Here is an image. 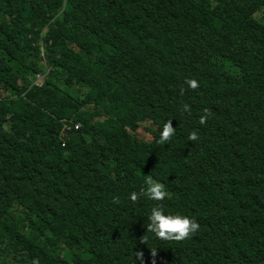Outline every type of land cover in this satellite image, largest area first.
<instances>
[{
	"label": "trees",
	"instance_id": "1",
	"mask_svg": "<svg viewBox=\"0 0 264 264\" xmlns=\"http://www.w3.org/2000/svg\"><path fill=\"white\" fill-rule=\"evenodd\" d=\"M157 204L200 230L156 238ZM34 259L264 264V0H0V264Z\"/></svg>",
	"mask_w": 264,
	"mask_h": 264
},
{
	"label": "clouds",
	"instance_id": "2",
	"mask_svg": "<svg viewBox=\"0 0 264 264\" xmlns=\"http://www.w3.org/2000/svg\"><path fill=\"white\" fill-rule=\"evenodd\" d=\"M185 84L188 88L196 90L199 87V82L194 79H186ZM184 94V89L181 88V95ZM183 112H187L191 115V107L188 104L181 106ZM211 112L205 108L203 114L199 117V123L201 125L206 124ZM176 133V128L173 127L172 121L167 120L163 124L162 131L160 132L157 143L165 145L171 141L172 137ZM188 139L190 141H196L199 139L197 131H191ZM145 187H142L139 192L133 191L129 194L130 200L133 203L138 202L141 197L153 201H163L166 198H170L169 193L165 190V185L159 180L154 179L151 175H145ZM114 203H119V197H114ZM148 223L146 225V231L152 232L156 238L174 242H183L190 239L194 234L200 230V224L191 217L181 214H165L163 207L159 204L151 208V213L148 216ZM142 242H144L142 240ZM152 254L155 255V249H152ZM142 253H137V257L142 259ZM32 264H39L38 259H34Z\"/></svg>",
	"mask_w": 264,
	"mask_h": 264
},
{
	"label": "rangeland",
	"instance_id": "3",
	"mask_svg": "<svg viewBox=\"0 0 264 264\" xmlns=\"http://www.w3.org/2000/svg\"><path fill=\"white\" fill-rule=\"evenodd\" d=\"M9 79H10V82L12 83V85H14L15 88H18L19 84H18L17 80H16L15 78H9ZM140 133H141V134H144L143 131H140ZM139 135H140V134H139ZM128 189H129L130 191H132V192L134 191L132 188H129V187H128Z\"/></svg>",
	"mask_w": 264,
	"mask_h": 264
},
{
	"label": "built area",
	"instance_id": "4",
	"mask_svg": "<svg viewBox=\"0 0 264 264\" xmlns=\"http://www.w3.org/2000/svg\"><path fill=\"white\" fill-rule=\"evenodd\" d=\"M41 78H42L41 75H37V76H36V80L34 81V85H38V86H40V85H41V82H39V81H40ZM78 126H79L78 124H75V125H74V129H77Z\"/></svg>",
	"mask_w": 264,
	"mask_h": 264
}]
</instances>
